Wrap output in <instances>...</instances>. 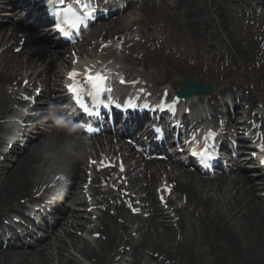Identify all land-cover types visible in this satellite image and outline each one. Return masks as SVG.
Returning <instances> with one entry per match:
<instances>
[{
	"label": "bare ground",
	"instance_id": "bare-ground-1",
	"mask_svg": "<svg viewBox=\"0 0 264 264\" xmlns=\"http://www.w3.org/2000/svg\"><path fill=\"white\" fill-rule=\"evenodd\" d=\"M0 0V4H1ZM10 2V0H7ZM14 1V0H11ZM139 0L135 3L137 4ZM183 9V15L186 17L185 25L188 28V33L190 37L193 38L194 42L197 45L202 46L204 49H208L212 46L211 41L208 39L210 30L207 29V19L204 15V12L201 6L198 5L197 0H186ZM133 4L132 6H136ZM177 6V4H175ZM40 18L34 17V22L26 29L19 28L17 25H13L11 28V34L7 36V40L15 37L19 32H24L26 34L27 42L30 43L33 47H37L34 50V53L29 52L28 59L31 66H33L36 71L32 74L34 75V80L31 81L33 85H36V82L40 85L43 84L42 92V104H45L44 101L51 102V92H50V82L52 74H60V69H62L66 63L65 59H61L58 67H53V57H50L48 63L46 64L44 60V52L47 50V46L43 42H48L50 31L46 32V28L42 27L40 24ZM38 21V22H37ZM35 22L36 25L34 24ZM8 29V28H7ZM6 30V28L4 29ZM49 30V29H48ZM38 31H42L43 35L37 38ZM5 33H0V44L6 38ZM14 40V39H13ZM4 51L11 52L12 56H17V54L12 53L11 49H2ZM1 55V59H6L8 57ZM10 58H13V57ZM12 60V59H10ZM37 60V61H36ZM1 64V63H0ZM15 66H19L18 63ZM15 66L10 63H4L2 65V71L0 72V101L7 102L5 100L7 94V83L9 79L12 78L14 74ZM23 68V67H22ZM18 68V69H22ZM18 70L15 69V72ZM10 72V74H9ZM24 74V73H22ZM44 76L43 79H40L41 76ZM140 76V75H137ZM26 77V74L23 75V78ZM146 80H148L149 75L144 74ZM151 80L155 82L153 86H157L160 82L158 74L151 75ZM170 79L167 76H164L162 80ZM145 80V81H146ZM152 81L148 83L152 84ZM197 81H200L197 79ZM30 82V83H31ZM57 82V81H54ZM173 90V88L171 87ZM220 90L219 92L223 91ZM52 91V89H51ZM219 96L218 92L211 94L209 104L214 105V101L211 99ZM10 97V96H9ZM195 98H200V96H194L190 101L195 100ZM251 99V98H249ZM11 98H9V101ZM215 100V99H214ZM250 100H248L249 102ZM18 104V102H15ZM250 106V105H249ZM44 109V108H43ZM10 109H6L4 114H9ZM46 118V116H44ZM42 125V124H41ZM4 126L0 125V130ZM264 129V123L261 126ZM38 126L35 127V130L38 131ZM30 131H25V137L28 138ZM56 133L52 132L46 139H50L52 142L53 137ZM65 134H58L57 138H64ZM56 138V139H57ZM56 142V140H54ZM3 144V140H0V147ZM17 143L12 147L13 150L16 149ZM43 145V141H35L31 149L21 156L16 164L10 169H4V165L1 164L0 167L2 173V178H0V216L6 215L8 212L18 213L16 207L21 208L24 204L18 202L19 198H24L29 200L31 199V189L32 186L38 187L45 180V175L48 174L57 163L54 162L52 166L49 167L50 161L54 156L56 151L50 152V156H41L37 153L35 156L34 153L37 152ZM52 145L53 142H52ZM47 148V147H46ZM62 151V166L65 167L68 171V174L72 178H77L81 180V171L83 165V158H75L67 154V147L64 146ZM49 152V149L47 148ZM155 165V162H152ZM128 168V173L129 169ZM162 165H160L157 170H161ZM136 169H133L134 171ZM136 172V171H135ZM139 174H145L140 172ZM167 180L177 181L174 191L179 195H185L187 198V205H193L192 213H197L198 217L203 216L212 228L218 232L219 236L223 237L231 244L233 247V253L238 264H264V206L262 205L261 200L254 198L252 193V188L250 185V176L242 175L241 173H236L234 177L230 180H227L226 177L220 176L217 177L214 181L201 180L199 177L189 174H169L167 173ZM77 181V182H78ZM94 195L97 197L100 195L98 189L94 190ZM151 204L150 207L153 210V215L147 220L144 221L138 218L139 224L136 227L135 232L140 233V240L132 244V236H129L127 225H119V232L123 233L126 237L124 247L122 251H125V247L129 246L133 261L131 264H140L143 260L148 261V263H161L167 261L173 253L171 251V245L175 242L177 235H180L182 238H187L195 234L194 225L187 215V207H178L173 204H169L168 210H171L172 217L176 220V227L173 229L169 228V225L159 222L160 214H164L162 218H165L168 215L164 211H161L162 208L154 201V198L149 197ZM13 201H16V205H12ZM72 215L70 219V227H82V223L78 222L76 218L78 214ZM107 219L106 215L101 214V233L104 236H107L112 232L113 229L107 227L104 224L103 219ZM62 219L57 223V226L64 225ZM68 223V222H67ZM0 226L1 222H0ZM4 228V226H2ZM92 232H97L96 230ZM30 237V236H29ZM68 239V241H63ZM21 238L17 235L8 241L9 248L2 250L0 248V264H53L56 260L57 264H82L78 262L77 259L72 257L66 258L63 255L62 251H67L68 247L75 248L77 240L73 238L69 231L64 230L63 236L55 234L51 235L50 239L47 237L43 240L41 249L34 251L31 249L30 252L19 251L18 248H13L14 243L20 242ZM41 242V240H37ZM69 242V246L67 244ZM41 244V243H39ZM107 250L106 243H100L96 241L95 245L84 243L83 246L78 250L79 256L84 259H89L96 257L100 254L101 251L105 252ZM118 254L120 256L123 255ZM156 261V262H155ZM114 260L111 257L107 264H113ZM176 264V263H174Z\"/></svg>",
	"mask_w": 264,
	"mask_h": 264
},
{
	"label": "rangeland",
	"instance_id": "rangeland-1",
	"mask_svg": "<svg viewBox=\"0 0 264 264\" xmlns=\"http://www.w3.org/2000/svg\"><path fill=\"white\" fill-rule=\"evenodd\" d=\"M186 0H181L179 3L183 4ZM198 2L200 4H204V11L207 14V17H209V21H210V26L213 27L214 32H215V39L217 41V43L223 48V50L229 49L231 48V46L228 44L227 40H226V36L229 34L230 36V41H231V45L234 47V41L237 40L236 35L233 34L232 32L230 33V28L225 32L222 29H220L218 27V22L219 19L215 18L216 16L219 15V13H227V11L230 9V6H228L227 4H225V6H223V8L217 9L216 7H212V9H208V7H210V0H198ZM222 2V0H221ZM158 6L155 5L154 7V12L155 14H158L157 12ZM181 9V7H180ZM135 12L134 14H128L126 16V18L124 19V22H121V24H126L127 22L131 21L135 16H136ZM174 16L170 17L168 15H165V17L167 19L166 20H170L171 22H175L176 26L173 28H168V31H176V33H179L183 30V24H182V20H183V15L182 14H176L174 12ZM164 16V13L161 11L160 12V18L162 19ZM156 17H153V19ZM217 19V20H216ZM161 24V23H159ZM174 35V34H173ZM233 40V41H232ZM238 48H240L242 54L244 52L248 53V57L250 59H252L253 57L251 56V54L246 51V48L242 47V46H238ZM242 60V61H241ZM245 61L244 60V56H242L241 58H239V60H237L236 62H234L235 66H238L239 64L241 65L242 62ZM160 64V63H159ZM157 64V66L159 65ZM242 69H244V67H241L239 69V74L238 76L233 77V74L224 71V77H226L228 79V81L232 82V83H239L240 81L243 82L244 78H248L247 82V87H250V85L253 81H255V79H257L256 74L258 75V68L255 67V69L257 70V73H253L252 77H248V75H244L242 74ZM252 70V69H251ZM217 69H215V67L211 68V70L206 71L204 66H200V68H196V71L194 73L197 74V76H200L201 78H203V80H208L207 81V85L214 87V84L217 82H220V75L219 73L216 72ZM220 71V70H219ZM245 71H247V69H245ZM168 74L169 75H175L174 77L177 78V76L179 75H187L190 74L188 70L186 71H181L178 70V74L176 75V69H174V67L171 66H167L165 65V63H162L161 68L157 69V73L158 76H160V73H164V74ZM252 73V71H251ZM263 75V82H259L258 80V87L260 88V90H264V71L262 72ZM242 84V83H240ZM259 196V195H258ZM190 210V208L188 209V211ZM127 214V213H125ZM122 215H124L121 212V216L112 219L111 218V223L110 225H114L116 222L120 223L121 221H125L126 218H124ZM116 225V224H115ZM195 227H196V233L194 235H191L190 237L184 239L183 244L180 246L178 251H182L186 254H189V258L190 261L189 263H187V259L184 260L185 264H221L222 260L225 258L227 260V262L229 264H234L233 260L231 258V254L229 252V250L233 249V247L231 248V244L225 240L222 236L220 237L218 232H216L212 226L208 223L207 220L204 219H200L198 221L195 220ZM114 234H112V236H114L112 239L110 238V241H108L109 247L108 250L110 249V247L112 246V244H114L115 242L119 241V238H121L116 232H113ZM178 238V237H177ZM119 244V243H118ZM121 244V243H120ZM76 248H81L83 246V243L79 240L76 244ZM113 250V249H112ZM111 251V250H110ZM63 255L64 256H70L73 258L72 255H75L77 258H81L78 256L77 252L75 251V249H68V251H63ZM179 255L181 256L180 252ZM107 258V257H106ZM178 262L181 263L180 258L177 257L176 258ZM221 259V262L217 263L218 260ZM87 263L89 264H93L92 260H86ZM53 264H57L56 261L53 262ZM86 264V263H84Z\"/></svg>",
	"mask_w": 264,
	"mask_h": 264
},
{
	"label": "snow or ice",
	"instance_id": "snow-or-ice-1",
	"mask_svg": "<svg viewBox=\"0 0 264 264\" xmlns=\"http://www.w3.org/2000/svg\"><path fill=\"white\" fill-rule=\"evenodd\" d=\"M51 2V0H50ZM60 3L63 4L64 0H60ZM75 4L79 6V11L69 5L67 8L54 11L52 14L58 18L60 23H58V30L65 36H70L73 32L83 28L86 23L92 19V17L98 11L95 0H75ZM65 25L66 27L61 26ZM75 64L76 61L74 60ZM117 76L120 79V82L125 83L124 78L119 73H113L110 69L106 67L96 68L95 65L91 67H85L84 72L81 73L77 71L75 68L68 73V79L71 83L67 86L69 93L72 95L73 100L77 106L79 112L86 115H99L96 112V108L99 107H108V97L111 96L112 88H111V77ZM135 83V82H134ZM87 96L94 103L91 106V109L88 105L84 104L81 100V97ZM22 99L28 100L31 102V98L27 96H23ZM125 103H129L126 101ZM133 106L134 105H131ZM147 107V105H144ZM172 106H169L166 111H171ZM27 111V110H25ZM16 123L20 124L21 127H24L23 121L17 120ZM79 127H83L85 131H91L90 127H85L83 125H78ZM253 127H259L253 122ZM216 133L209 129L207 136L205 137V141L214 140L216 138ZM264 134L258 133V138ZM214 146V145H213ZM203 148V145H201ZM260 151H264V145L260 146ZM199 154L201 159L210 160L214 159V157L207 150L202 152H193V155ZM90 163H94L90 161ZM261 163H264V159L261 160ZM56 181H64L65 177L63 175H58L55 177ZM56 185L54 184L53 187ZM87 186H85L86 190Z\"/></svg>",
	"mask_w": 264,
	"mask_h": 264
},
{
	"label": "clouds",
	"instance_id": "clouds-1",
	"mask_svg": "<svg viewBox=\"0 0 264 264\" xmlns=\"http://www.w3.org/2000/svg\"><path fill=\"white\" fill-rule=\"evenodd\" d=\"M52 122L57 128L61 130H66L68 134L73 131V129L68 127V125H66L64 121L60 118H53ZM17 128V126L11 123H6L3 129L0 130V140L14 141L17 136ZM85 147H88V145H85ZM37 153H39L42 157L51 155V153L47 151V148L44 145L37 149V152L33 155L35 156ZM67 154L75 158H83L86 155V152H84L83 149L77 151L75 147L70 144L67 148Z\"/></svg>",
	"mask_w": 264,
	"mask_h": 264
},
{
	"label": "water",
	"instance_id": "water-1",
	"mask_svg": "<svg viewBox=\"0 0 264 264\" xmlns=\"http://www.w3.org/2000/svg\"><path fill=\"white\" fill-rule=\"evenodd\" d=\"M188 85V84H187ZM186 89V88H185ZM186 90H190V87H189V89H186ZM195 90V89H194ZM201 90H203V91H206L205 89H201Z\"/></svg>",
	"mask_w": 264,
	"mask_h": 264
}]
</instances>
